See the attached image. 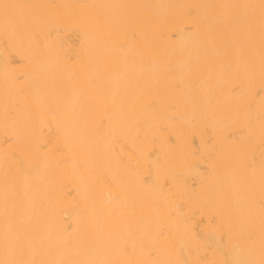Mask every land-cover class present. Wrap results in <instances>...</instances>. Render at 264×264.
I'll list each match as a JSON object with an SVG mask.
<instances>
[{
	"label": "bare ground",
	"instance_id": "bare-ground-1",
	"mask_svg": "<svg viewBox=\"0 0 264 264\" xmlns=\"http://www.w3.org/2000/svg\"><path fill=\"white\" fill-rule=\"evenodd\" d=\"M4 3L0 261L260 264L261 0Z\"/></svg>",
	"mask_w": 264,
	"mask_h": 264
},
{
	"label": "snow or ice",
	"instance_id": "snow-or-ice-1",
	"mask_svg": "<svg viewBox=\"0 0 264 264\" xmlns=\"http://www.w3.org/2000/svg\"><path fill=\"white\" fill-rule=\"evenodd\" d=\"M37 7H44V8H50V9H58V8H63L65 10H71L77 7L80 8H91L94 6L91 5H48V6H39V5H19V4H9V3H4L2 5H0V9L3 10V15H4V19L5 22L8 23L10 20L15 21V22H19L22 23L24 22V17L21 14L20 10L24 9V8H37ZM223 7V6H220ZM244 7H257L256 5H245ZM259 8L261 10V34H262V41H264V0H261V4L259 5ZM51 15H55V12L51 13ZM216 19L218 21H222V17L221 16H217ZM82 23H88L91 22V17L86 18V20L81 21ZM253 25V20L249 19L248 21V26H249V30L251 31ZM54 25H49V28L51 30V28ZM251 235L249 236V239H251ZM7 247V245H6ZM20 253L22 254V249L19 250ZM0 264H36L35 261H27L24 259H17V258H12V259H5L0 261ZM260 264H264V260L260 261Z\"/></svg>",
	"mask_w": 264,
	"mask_h": 264
}]
</instances>
